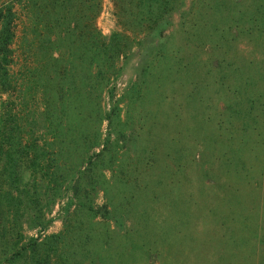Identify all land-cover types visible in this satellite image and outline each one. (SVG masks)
<instances>
[{
    "label": "rangeland",
    "instance_id": "374dc122",
    "mask_svg": "<svg viewBox=\"0 0 264 264\" xmlns=\"http://www.w3.org/2000/svg\"><path fill=\"white\" fill-rule=\"evenodd\" d=\"M21 1L13 47L29 90L13 96L34 137L56 128L78 144L65 160L83 170L36 206L39 224L21 218L26 248L0 264H264V0H156L141 25L113 0H61L73 12L51 32L43 1L27 14ZM96 31L124 49L102 79ZM56 48L70 66L47 106L36 80Z\"/></svg>",
    "mask_w": 264,
    "mask_h": 264
},
{
    "label": "trees",
    "instance_id": "16d2710c",
    "mask_svg": "<svg viewBox=\"0 0 264 264\" xmlns=\"http://www.w3.org/2000/svg\"><path fill=\"white\" fill-rule=\"evenodd\" d=\"M31 1H21L26 14L35 4ZM42 1L38 10L42 8L45 16L49 15L50 18L43 22L44 31L51 32V27L59 18L57 14L59 9L64 12L63 17L71 16L72 7H62L61 0ZM130 1L113 0V3L119 7L122 14L135 12L140 25L146 20L154 19L155 21L161 12L160 9H163L161 3L159 4L156 0H134V4ZM15 3L16 0H0V96L2 95L0 98V257L2 262L8 261L12 256L22 254L26 248L19 233L22 226L21 218L31 221L33 225L39 224L42 220L37 215L36 206H42L43 199H45V204L49 203L61 192L63 185L73 189V192L78 189L79 176L83 170L80 169V163L71 162L68 165L65 160H72L77 154L78 144L75 141H64L61 131L56 128L52 129L49 139L40 140L33 136L27 110L20 114V106L25 105L23 97L16 99L13 95L19 91L29 90L25 88H28L30 73L24 67L26 53L17 52L13 47L16 38ZM94 3L95 11H97L100 0H95ZM64 24H66L64 34H67L71 31L69 20H66ZM112 36L114 33L109 38H103L97 31L93 36L92 54L95 60L92 65L96 68L94 76L99 79L110 75L113 60L121 56L124 51L118 46L109 44ZM23 37L22 43L26 46L28 36L24 33ZM46 37L50 39L49 36ZM25 49L27 50V47ZM56 49L55 55L50 52L49 55L52 58L51 61L57 66H54L53 70L45 76L38 78L36 86L44 102L48 101L49 94L51 96L52 93V97L60 104L62 103L60 90L63 88L60 82L64 81L66 68L70 66V62H66L64 50ZM13 65L20 67L19 74L17 70L12 69ZM40 70L43 73L44 70ZM51 73H54L56 79L54 88H48ZM50 103L51 101H48L47 106ZM97 105V115H100L99 121L102 122L106 119V114H100L99 103ZM57 118L58 116L56 122ZM98 153V151H93L88 155L96 156Z\"/></svg>",
    "mask_w": 264,
    "mask_h": 264
}]
</instances>
